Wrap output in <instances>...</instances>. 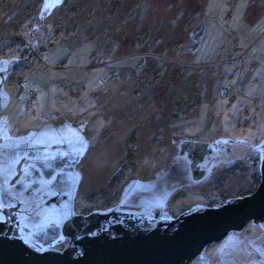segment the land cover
I'll return each instance as SVG.
<instances>
[{"label": "rangeland", "instance_id": "obj_1", "mask_svg": "<svg viewBox=\"0 0 264 264\" xmlns=\"http://www.w3.org/2000/svg\"><path fill=\"white\" fill-rule=\"evenodd\" d=\"M84 87L96 109L76 116ZM263 142L264 0H0V205H21L37 251L91 210L173 217L248 195ZM204 264H264V223Z\"/></svg>", "mask_w": 264, "mask_h": 264}, {"label": "water", "instance_id": "obj_2", "mask_svg": "<svg viewBox=\"0 0 264 264\" xmlns=\"http://www.w3.org/2000/svg\"><path fill=\"white\" fill-rule=\"evenodd\" d=\"M204 31L202 21L188 49L197 50ZM257 152L259 183L252 193L217 207L192 206L173 217L112 209L74 215L61 226L67 239L62 250L37 251L24 243L17 206L0 207V264H204L208 246L249 223L264 222V142Z\"/></svg>", "mask_w": 264, "mask_h": 264}, {"label": "trees", "instance_id": "obj_3", "mask_svg": "<svg viewBox=\"0 0 264 264\" xmlns=\"http://www.w3.org/2000/svg\"><path fill=\"white\" fill-rule=\"evenodd\" d=\"M227 12V11H226ZM206 18L204 19V21H205V24H206V27L208 28L209 26H208V16H205ZM211 25L212 26H214V24H213V21L211 22ZM206 35V34H205ZM205 35H204V37H205ZM204 39V38H203ZM202 42H203V40H202ZM201 42V45H200V47H202V45H203V43ZM71 47V46H70ZM200 49V48H199ZM198 49V50H199ZM230 49V48H229ZM198 50H197V52H196V55H197V53H198ZM83 91H85L86 92V90H85V87H84V90ZM87 94L84 96V95H82L81 94V99L80 100H77V102H79L80 101V104H79V106L77 107V111H76V116H79V115H83V114H92V112H93V110L94 109H96V103H95V101H94V98H93V93H91V91L89 90L88 92H86ZM100 120H102V119H100ZM92 121H93V124H98V121H99V116H94L93 117V119H92ZM103 121V120H102ZM83 123V122H82ZM87 123H89V122H84L83 124H85L86 126H87ZM102 123H104V121L103 122H101V124ZM92 123H90V125H91ZM106 126V125H105ZM95 132H96V130H95ZM95 132L94 131H90V134H89V137H90V139L91 140H95L96 139V136L97 135H95ZM264 223V222H263Z\"/></svg>", "mask_w": 264, "mask_h": 264}, {"label": "flooded vegetation", "instance_id": "obj_4", "mask_svg": "<svg viewBox=\"0 0 264 264\" xmlns=\"http://www.w3.org/2000/svg\"><path fill=\"white\" fill-rule=\"evenodd\" d=\"M40 169H41V168H40ZM41 171H42V169H41ZM16 206H17V210H16V211H17V215L19 216V215H20V207H21V205H16ZM0 207L9 208V207H15V206H2V205H0ZM18 218H19V217H18ZM1 220H3V218H1L0 221H1ZM20 225H21V220H20ZM34 249H35V248H34ZM35 250H36V249H35ZM45 250H48V249H45ZM45 250H44V251H45Z\"/></svg>", "mask_w": 264, "mask_h": 264}, {"label": "bare ground", "instance_id": "obj_5", "mask_svg": "<svg viewBox=\"0 0 264 264\" xmlns=\"http://www.w3.org/2000/svg\"><path fill=\"white\" fill-rule=\"evenodd\" d=\"M253 255H254V252H251V251L246 252V253L244 254L245 259H247V260L252 259Z\"/></svg>", "mask_w": 264, "mask_h": 264}, {"label": "built area", "instance_id": "obj_6", "mask_svg": "<svg viewBox=\"0 0 264 264\" xmlns=\"http://www.w3.org/2000/svg\"><path fill=\"white\" fill-rule=\"evenodd\" d=\"M19 83H20V87H21L20 90L22 89V87L25 88V85L23 83L22 84H21V82H19Z\"/></svg>", "mask_w": 264, "mask_h": 264}, {"label": "crops", "instance_id": "obj_7", "mask_svg": "<svg viewBox=\"0 0 264 264\" xmlns=\"http://www.w3.org/2000/svg\"><path fill=\"white\" fill-rule=\"evenodd\" d=\"M254 86H256V83L254 84ZM55 110L58 111L57 109L54 108V111H55ZM56 111H55V112H56Z\"/></svg>", "mask_w": 264, "mask_h": 264}, {"label": "snow or ice", "instance_id": "obj_8", "mask_svg": "<svg viewBox=\"0 0 264 264\" xmlns=\"http://www.w3.org/2000/svg\"><path fill=\"white\" fill-rule=\"evenodd\" d=\"M48 5H47V3H46V5H45V7H47ZM83 141H81V143H82Z\"/></svg>", "mask_w": 264, "mask_h": 264}]
</instances>
